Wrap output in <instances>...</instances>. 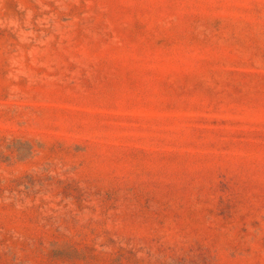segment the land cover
Wrapping results in <instances>:
<instances>
[{
    "label": "rangeland",
    "instance_id": "rangeland-1",
    "mask_svg": "<svg viewBox=\"0 0 264 264\" xmlns=\"http://www.w3.org/2000/svg\"><path fill=\"white\" fill-rule=\"evenodd\" d=\"M0 264H264V0H0Z\"/></svg>",
    "mask_w": 264,
    "mask_h": 264
}]
</instances>
